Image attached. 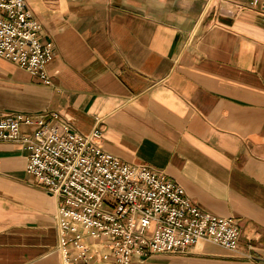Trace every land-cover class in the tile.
Masks as SVG:
<instances>
[{
  "label": "crops",
  "instance_id": "1",
  "mask_svg": "<svg viewBox=\"0 0 264 264\" xmlns=\"http://www.w3.org/2000/svg\"><path fill=\"white\" fill-rule=\"evenodd\" d=\"M49 83L0 57V115L57 112L99 145L234 217L237 252L199 241L127 264H264V12L249 0H25ZM0 142V264H60L56 199ZM255 258L244 256L245 253Z\"/></svg>",
  "mask_w": 264,
  "mask_h": 264
},
{
  "label": "built area",
  "instance_id": "2",
  "mask_svg": "<svg viewBox=\"0 0 264 264\" xmlns=\"http://www.w3.org/2000/svg\"><path fill=\"white\" fill-rule=\"evenodd\" d=\"M248 4L264 12V0ZM40 28L25 0H0V57L49 83L53 45ZM101 134L98 124L79 133L54 111L0 115V142L20 145L25 172L56 199L60 264H127L199 241L239 250L236 218L202 210L163 173L106 152Z\"/></svg>",
  "mask_w": 264,
  "mask_h": 264
}]
</instances>
